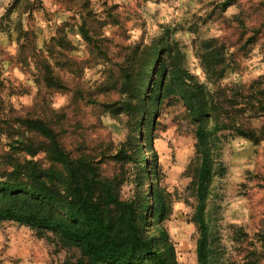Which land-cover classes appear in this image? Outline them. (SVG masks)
Masks as SVG:
<instances>
[{
	"label": "rangeland",
	"instance_id": "1",
	"mask_svg": "<svg viewBox=\"0 0 264 264\" xmlns=\"http://www.w3.org/2000/svg\"><path fill=\"white\" fill-rule=\"evenodd\" d=\"M69 3L0 0V128L12 131L16 116H40L54 123L71 152L83 149L76 144L79 135L93 153L109 154L126 141V117L118 120L89 108L84 129L77 127L79 112L70 103L67 124L60 108L69 104L70 96L47 88L39 72L43 65L39 51L47 55L46 49L54 47L57 58L53 61L61 63L59 25L77 11L67 10ZM92 5L95 21L105 35L114 38V45L143 42L156 49L168 48L160 69L168 66L175 71L178 81L197 91L206 106L204 115L197 118L177 90L168 89L146 110L147 119L137 130V142L144 145L137 156L143 175L138 182L146 193L153 187L162 190L166 206L163 219L150 216L147 234L159 236L165 229L178 262L197 264L202 203L212 264H264V138L260 139L264 132V0H92ZM107 8L114 16H108ZM113 20L120 24H107ZM170 38L172 48L165 42ZM69 39L71 56L80 59V51L85 50L80 36L73 32ZM219 45L225 57L221 76L220 70L210 74L203 67L207 49ZM124 51L113 48L112 55L117 58L116 53ZM109 70L107 65H89L87 87L104 82ZM106 97L101 94L100 99ZM223 123L227 128L208 137L205 150L201 149L198 126L212 129ZM0 139L2 162L10 148L9 139ZM102 155L104 173L113 174L119 167ZM204 157L213 173L201 202L198 173ZM35 159L46 167L43 153ZM135 167V162H124V198L134 194ZM146 213L150 215V210ZM65 255L36 230L12 220L0 221V264H59Z\"/></svg>",
	"mask_w": 264,
	"mask_h": 264
},
{
	"label": "trees",
	"instance_id": "2",
	"mask_svg": "<svg viewBox=\"0 0 264 264\" xmlns=\"http://www.w3.org/2000/svg\"><path fill=\"white\" fill-rule=\"evenodd\" d=\"M69 1L72 5H67V10L77 11L59 25L61 63L53 61L57 58L53 55L56 51L54 47L46 49L47 55L39 51L37 56L43 63L39 72L43 73L47 88L70 96L69 104L60 108L67 124L70 123L68 114H71V104H74L80 116V120L76 121L77 127L87 129L84 119L91 108L98 114H109L118 120L126 117L128 135L126 141L119 143L113 151L111 149L109 154L93 153L94 149L78 135L76 144L83 149L71 152L50 119L14 117L12 131L0 128V138L5 136L9 139L7 145L10 148L4 161L0 162V221L8 219L28 226L54 243L59 250L65 251V258L59 264H180L165 229L159 236L147 234L150 216L163 219L166 206L162 190L153 187L150 193H146L138 182L143 175L137 156L144 145L137 142V130L147 119L146 110L152 103L160 101V95L165 90H177L197 118L204 115L206 106L197 91L184 81H178L175 71L168 66L163 67V71L160 69L168 58V48L156 49L143 42L114 45V38L105 35L93 17L95 9L92 0ZM228 3L224 2V6ZM105 11L109 17L114 16L108 8ZM107 24L114 26L120 23L113 20ZM73 32L80 36L81 46L85 49L80 51L83 56L80 59L71 56L73 45L69 35ZM215 41L213 38L212 42ZM165 42L173 47L170 45L171 38ZM120 47L126 51L116 53V58L112 55L113 48ZM223 51L222 45L207 49L203 67L210 74L219 70V76L224 73L221 67L225 63ZM91 64L107 65L110 70L104 82L87 87L85 69ZM151 64L149 79L148 66ZM101 94L107 96L105 100L100 99ZM150 124L153 125V122ZM226 128L224 123L212 129L200 124L197 129L200 148L205 150L207 138ZM150 148L157 159L152 144ZM41 153L44 154L46 167L35 159ZM100 154L119 167L113 174L104 173L105 159L100 158ZM26 155L33 158L27 159ZM126 161L136 163L134 194L129 198L121 194L126 180ZM148 168L153 171L151 166ZM212 173L204 157L198 173L201 202L208 192ZM148 198L151 202L147 201ZM202 205L198 213L201 237L198 240L197 264H212ZM147 209L150 215L146 213Z\"/></svg>",
	"mask_w": 264,
	"mask_h": 264
}]
</instances>
